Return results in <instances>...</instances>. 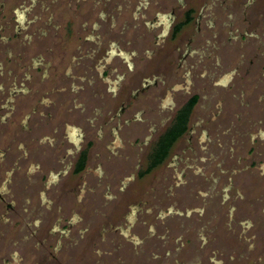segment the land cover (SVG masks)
Instances as JSON below:
<instances>
[{
    "label": "rangeland",
    "instance_id": "rangeland-1",
    "mask_svg": "<svg viewBox=\"0 0 264 264\" xmlns=\"http://www.w3.org/2000/svg\"><path fill=\"white\" fill-rule=\"evenodd\" d=\"M51 1L38 0L31 7L33 0H7L0 14L2 32L8 34L14 7L26 3L20 12L27 26L21 32L32 34L36 46L21 42L30 53L27 63L34 53L40 60L37 69H29L30 85L41 83L48 71L42 58L50 55L48 37L60 46L48 59L61 71L68 69L61 50L68 52V63L81 52L76 36L91 33V23L84 30L82 21L90 18L85 11L93 0L84 8L77 7V0H56L46 8ZM157 1L161 7L145 11L150 19L173 11L183 16L178 0ZM201 1L186 0L196 7ZM208 1H215L217 14L206 9L199 23L192 21L176 38H162V25L136 29V20L125 29V17L132 19L135 10L124 11L113 34L123 48L139 40L142 53L114 57L105 75L99 70L106 50L89 74L83 75V65L69 63L70 72L85 77L80 86L89 88L92 79L100 92L101 123L86 133L103 134L90 150L84 184L80 174L70 175L62 184L74 191L54 202V210L62 205L71 216L80 209L92 220L84 240L71 250L72 264H264V0ZM100 8L95 7L96 15ZM88 90L86 104L92 105ZM191 93L200 101L190 131L162 165L145 172L151 140ZM89 113L94 111L86 108ZM145 238L144 245L137 244Z\"/></svg>",
    "mask_w": 264,
    "mask_h": 264
},
{
    "label": "flooded vegetation",
    "instance_id": "flooded-vegetation-1",
    "mask_svg": "<svg viewBox=\"0 0 264 264\" xmlns=\"http://www.w3.org/2000/svg\"><path fill=\"white\" fill-rule=\"evenodd\" d=\"M37 1L33 0L31 7ZM77 1V7L83 8L87 2ZM80 2L84 4L81 3V6ZM55 3L56 0H52L46 8H52L51 5ZM162 3L157 0H125L124 3H120L119 0H93L85 11L90 18L86 22L82 21L85 25L84 30L88 28L86 24L91 23V33H86L83 38L80 35L76 36L77 40H80L77 51L81 52L72 55L71 61L67 63L65 59L68 52L61 50V58L68 69L59 71L58 64L55 65L53 60L48 59V56L53 55L54 47L59 50L60 46L54 39L50 40L46 35H42L47 38L46 41L48 40L46 48L50 55L47 57L42 55L48 71H45L41 83L33 85L29 84L32 79L29 69L33 67L37 69L40 60L34 53L27 63V59L31 58L30 53L21 42V40L27 42L30 47L36 42L32 34L27 33L23 36L21 32L27 26L21 20L23 14L20 12L26 3L14 7L12 17L14 23L7 25L11 29L10 33L2 32L5 25L0 26V264H72L71 256L74 253L71 250L73 248L77 250L80 241L84 240L83 233L88 230L87 227L90 226L88 224L92 220L80 209L71 216L62 205H58V209L54 210V202L67 199L70 191H74L67 183L62 184L70 175L80 174L84 184L85 174L91 168L90 150L96 146V139L100 141L103 135L100 131L95 134L86 133V130H96V124L101 123L102 114L101 101L96 98L100 92H96L92 79L88 81L89 88L86 87V83L80 86V82L85 80L83 75L97 69L96 57L101 58L104 50L107 55L104 56L103 72L100 68L99 75H105V70L110 68L114 57H124L125 54L139 56L142 53V50L137 49L139 40H129L127 44L130 48H123L118 44L117 36L113 34L124 11L132 8L135 10L132 19L125 17V29L132 26L135 20L137 25L133 27L136 29L142 24L147 25L149 29L162 25L166 30L162 32L161 37L165 39L168 36L176 38L192 21L199 23L207 15L206 9L211 11L210 15L217 14L218 10L215 1L209 3L208 0H204L201 1V6L196 7L194 3L188 4L186 0H178V5L185 8L181 19L174 11L171 16L161 17L158 13L150 19L147 12L145 13L146 9L154 5L161 7ZM99 6L101 8L96 15L95 7ZM6 9L7 0H0V14L2 15ZM24 12L27 13V10ZM189 13L192 16L191 21L177 31V26L186 21ZM126 21L131 24L127 25ZM121 38L124 40V37ZM62 39L64 40V37ZM35 52L37 53L36 50ZM69 63L77 67L83 65V75L76 76L70 72ZM86 89L93 91V96L86 94L87 101L88 99L92 101V105L86 104L84 94ZM23 98L27 103H22ZM194 98L196 103L183 136L190 131L191 118L200 101V95L197 93H191L177 107L155 141L153 137L150 151L146 155L147 165L144 170L148 169L158 139L173 125L179 111ZM31 100L29 111L24 113ZM86 108L87 113L94 111V114H85ZM76 122H79L78 125ZM150 139L151 136L147 140ZM95 151L98 152V148ZM99 169L106 173L101 165ZM83 196L84 193L78 194L77 202H83ZM169 212L171 213V210ZM176 214L181 213L179 211ZM146 239L143 243L137 244L144 245ZM93 245L98 244L95 242Z\"/></svg>",
    "mask_w": 264,
    "mask_h": 264
},
{
    "label": "trees",
    "instance_id": "trees-1",
    "mask_svg": "<svg viewBox=\"0 0 264 264\" xmlns=\"http://www.w3.org/2000/svg\"><path fill=\"white\" fill-rule=\"evenodd\" d=\"M192 19L191 14H188V17L186 21L180 23L177 26V31H179L185 24L189 23ZM196 103V98L191 99L184 108H182L178 116L173 123L172 126H170L166 132L158 139L154 146V151L151 154L150 157V163L148 166V169L145 170V172H151L158 166H160L169 156L174 144L179 140L181 136L186 132L187 130V123L189 120V116L193 110V107ZM143 174V172H142Z\"/></svg>",
    "mask_w": 264,
    "mask_h": 264
}]
</instances>
